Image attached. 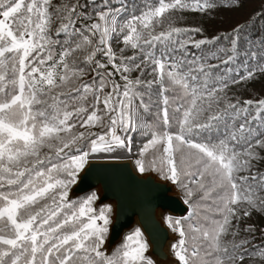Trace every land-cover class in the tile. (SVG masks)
<instances>
[{"label":"snow or ice","instance_id":"snow-or-ice-1","mask_svg":"<svg viewBox=\"0 0 264 264\" xmlns=\"http://www.w3.org/2000/svg\"><path fill=\"white\" fill-rule=\"evenodd\" d=\"M215 7L0 0V264H155L140 227L109 251L114 208L98 206L97 192L71 196L97 154L132 152V133L147 138L137 171L155 172L188 205L187 216L164 217L179 237L177 264H264V247L249 239L254 226L241 227L264 213L255 167L264 160V99L229 95L264 75V41L232 75L240 28L224 37L229 48L207 55L203 46L221 37L196 39L202 29L179 26L184 13Z\"/></svg>","mask_w":264,"mask_h":264},{"label":"water","instance_id":"water-1","mask_svg":"<svg viewBox=\"0 0 264 264\" xmlns=\"http://www.w3.org/2000/svg\"><path fill=\"white\" fill-rule=\"evenodd\" d=\"M81 177L73 186V198L94 191L100 197L98 206L110 204L114 208L106 244L109 251L121 243L127 233L140 227L149 241L147 255L155 264H177L171 245L178 237L166 227L164 217L180 218L186 216L189 209L174 185L153 173L139 174L132 160H92Z\"/></svg>","mask_w":264,"mask_h":264},{"label":"trees","instance_id":"trees-1","mask_svg":"<svg viewBox=\"0 0 264 264\" xmlns=\"http://www.w3.org/2000/svg\"><path fill=\"white\" fill-rule=\"evenodd\" d=\"M59 2L60 0H53V4ZM122 2L127 3L129 6V11H132L133 5L143 4L145 0H95V6L99 7L102 4L119 6ZM211 2L216 4L215 8L204 13L186 12L188 14L186 16H194L196 18H204L207 16L209 20L213 22L212 26L206 28L194 26L192 21H188L184 17L179 20V26L189 28L198 27L202 29V35L200 33L193 34L196 39H211L216 36L221 37L220 41H218L216 44L203 46V52L207 55H210L212 52H218L220 48H229L230 40H226L224 37H231L233 29L240 28V39L238 42L239 56L230 65V67L233 69L232 75H235L237 72L243 73L245 71V66L243 63L246 59L245 52L248 49L258 50L261 42L264 41V0H211ZM87 11L91 12L92 8L89 7ZM122 46V44H118L115 41L113 42V48L117 52ZM190 52L197 56L201 54V50H197L195 48H190ZM126 54L131 53L129 52ZM220 54L223 55V53ZM101 60H103V57H101ZM211 62L217 63L215 60ZM222 68L223 66H221V71ZM137 75H139V73L132 74L133 78H135ZM90 78V76L85 77V79ZM116 79L119 81L118 74ZM144 79H152V77L145 76ZM119 82L123 84V81ZM167 95L170 96L171 93H167ZM229 95L236 96L241 101L245 99H252L254 101L264 99V75L257 73V76L253 80L241 85H233ZM162 98L163 97L159 93L158 87L154 85L152 99L154 102H159L161 108L163 107ZM249 111L254 114L256 109L255 107H252L249 109ZM131 135L133 137L131 153H133L136 158H139L138 153L143 143L146 142L147 138L142 137L139 133H132ZM255 167L260 172H264V160L258 161ZM152 173L156 174L155 172ZM181 197L184 202L182 193ZM248 225H253L255 229L254 233L249 237V239L252 240L253 245L256 247H264V213L254 212L251 218H246L245 220L241 221V227H247ZM176 235L178 236V234ZM249 250H253L252 246H250ZM245 264H249V262L246 260ZM257 264H259L258 259Z\"/></svg>","mask_w":264,"mask_h":264},{"label":"rangeland","instance_id":"rangeland-1","mask_svg":"<svg viewBox=\"0 0 264 264\" xmlns=\"http://www.w3.org/2000/svg\"><path fill=\"white\" fill-rule=\"evenodd\" d=\"M188 15L187 13L183 14V17L185 19H187L188 21H192L194 23V26H198V27H202V28H206V27H210L213 25V22H211V20H209V18L206 16L204 18H196L194 16H186ZM136 160L138 158H136L133 153H127L126 151H117L114 153H100L97 154L96 158L94 160Z\"/></svg>","mask_w":264,"mask_h":264},{"label":"bare ground","instance_id":"bare-ground-1","mask_svg":"<svg viewBox=\"0 0 264 264\" xmlns=\"http://www.w3.org/2000/svg\"><path fill=\"white\" fill-rule=\"evenodd\" d=\"M120 161H123V162H124V161H131V160H130V159H128V160H120Z\"/></svg>","mask_w":264,"mask_h":264},{"label":"clouds","instance_id":"clouds-1","mask_svg":"<svg viewBox=\"0 0 264 264\" xmlns=\"http://www.w3.org/2000/svg\"><path fill=\"white\" fill-rule=\"evenodd\" d=\"M154 175H156V174H154ZM160 179V178H159ZM163 181V180H162ZM178 190V189H177ZM182 198V197H181ZM183 200V199H182Z\"/></svg>","mask_w":264,"mask_h":264}]
</instances>
